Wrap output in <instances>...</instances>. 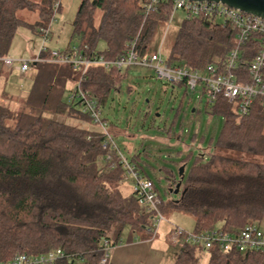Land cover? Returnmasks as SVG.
<instances>
[{"label": "trees", "instance_id": "1", "mask_svg": "<svg viewBox=\"0 0 264 264\" xmlns=\"http://www.w3.org/2000/svg\"><path fill=\"white\" fill-rule=\"evenodd\" d=\"M141 1L80 0L70 33L76 44L67 43L58 50L85 45L92 55L114 58L137 38V48L150 52L154 36L174 8L165 0L145 14ZM56 2L58 11L60 0H0V57H7L18 27L27 26L39 34ZM19 10L35 12V21L20 17ZM234 32L228 22L185 15L164 60L202 69L225 56L234 44ZM99 40L102 49H96ZM258 42L252 37L244 44L241 64L251 60ZM30 65L35 76L29 93L14 106L0 101V262L16 253L38 255L59 248L64 257L54 264H99L105 243L118 244L125 229L126 242L151 239L147 227L154 213L137 202L134 192L128 196L120 192L125 174L120 149L114 143L103 147L105 136L100 128L78 109L79 99H69L80 73L67 63L38 61ZM128 69L92 64L83 75L81 88L96 100L105 122L102 108L110 92L119 89ZM206 109L223 118L214 150L207 158L198 155L192 159L178 199L164 202L160 198L159 210L164 216L171 212L190 215L193 232L217 225L230 232L248 223L259 225L264 222V162L257 157H264V107L255 103L250 112L241 115L234 103L218 97L207 100ZM107 124L109 131L114 123ZM174 125V121L165 122L164 130L170 134ZM138 155L130 161L153 182ZM167 180L170 188L177 182L172 177ZM172 232L173 228L165 242L177 245L173 264H198L204 251L206 264H264V252H225L218 246L205 250L185 241L177 244L169 238Z\"/></svg>", "mask_w": 264, "mask_h": 264}, {"label": "rangeland", "instance_id": "2", "mask_svg": "<svg viewBox=\"0 0 264 264\" xmlns=\"http://www.w3.org/2000/svg\"><path fill=\"white\" fill-rule=\"evenodd\" d=\"M79 2L80 0H60L61 8L55 12V20L50 23L49 37L45 42L48 48L63 49L67 43L76 44V40L70 38V33L71 23ZM99 14L97 11L94 16L96 25ZM18 15L29 23H33L36 19L35 12L29 10H19ZM184 17L185 13L181 9H174L169 20L161 25L154 36L149 51H156L160 47V54L163 59H166ZM40 45L39 34L27 26L17 28L8 50L7 59H12L10 83L12 81L14 89L20 93V82L15 67L20 64L21 60L29 57V51L32 50L36 55ZM102 48L103 42L99 40L96 49ZM201 74L204 75L203 72ZM22 93L26 95L28 92ZM109 96L102 108V115L107 118V122L114 123V126L109 127V131L115 132V126L122 131L120 135L111 133L113 143L128 159L139 151L141 153L139 162L144 167L146 175L153 180L155 190L162 201L177 200L180 192L169 191L167 178L172 177L179 181L178 169L181 166H183V174L187 175L195 156L200 155L207 158L213 152L216 136L222 126V116L206 109L207 98L199 87L191 92L184 86L164 83L156 79L154 71L149 67H129L127 76L120 83L119 89L112 90ZM79 108L81 110L80 106ZM146 111L148 113L143 118V113ZM172 121L176 123V127L171 134H168L164 130L165 122L169 125ZM188 152L190 157L186 158ZM257 158L264 162V157ZM132 184L131 178H123L119 185L122 195L128 196L133 192ZM164 218L156 235L150 239V241L154 239L152 248L157 247L162 254L159 255V260L155 259L148 264H173L177 245L168 246L165 243L168 231L175 226L187 233L193 230L194 220L188 214L171 212L165 213ZM165 228H168L167 232ZM259 228L264 231V222L259 224ZM126 231L127 229L124 230L121 238L126 237ZM207 259V252H202L198 264H206ZM113 264H117L116 261Z\"/></svg>", "mask_w": 264, "mask_h": 264}, {"label": "built area", "instance_id": "3", "mask_svg": "<svg viewBox=\"0 0 264 264\" xmlns=\"http://www.w3.org/2000/svg\"><path fill=\"white\" fill-rule=\"evenodd\" d=\"M161 1L165 0H142L144 13L148 14L154 9V5ZM167 1H171L174 9H181L187 16L203 15L214 20L228 22L235 31V41L225 56L216 62L207 63L202 69H191L185 65H170L162 58L160 47L156 51L141 52L136 46L137 38L129 44L124 53L114 58H107L102 54L92 55L85 45L81 49L72 47L71 50L64 52L50 49L45 42L49 37L50 23L55 20V12L59 7V2H56L53 5L52 16L48 24L39 28L41 45L38 53L32 58L21 60L15 68L20 72H26L30 69L31 62L46 61L67 63L78 71L80 77L74 83L69 99H79L81 111L87 114L100 128L105 136L103 147L111 143L114 146L111 133L108 131V124L101 120L100 107L96 100L80 85L83 75L92 64L101 65L104 69L115 68L117 70L131 66L149 67L154 71L156 79L164 83L184 85L191 92L199 87L208 101H213L218 97L225 98L228 102L235 104L237 112L241 115L250 112L255 103L264 107V17L255 16L215 1ZM252 37L258 39L259 42L251 60L244 66L240 60L243 55V46ZM0 62L10 66L12 59L0 57ZM120 157L125 171L124 178H131L137 202L154 213L152 222L147 227V231L151 232V237H153L160 224L165 220L159 210L160 197L154 189L153 182L142 175L130 159L123 155ZM109 158L110 156L107 155L106 159L109 160ZM169 238L174 243L191 242L205 250L218 246L225 252L246 253L254 250L264 252V231L254 223H248L235 232L227 231L217 225L209 230L187 233L175 226ZM113 248L114 246L105 243L104 255L99 264H108ZM62 257H64V253L56 248L38 255L16 253L0 264H54Z\"/></svg>", "mask_w": 264, "mask_h": 264}, {"label": "crops", "instance_id": "4", "mask_svg": "<svg viewBox=\"0 0 264 264\" xmlns=\"http://www.w3.org/2000/svg\"><path fill=\"white\" fill-rule=\"evenodd\" d=\"M29 53L30 55H28L29 57H27L26 59H29L35 56L32 50L29 51ZM10 67L11 66H8L4 64L3 62H0V101L1 102L7 101L9 102L10 105L14 106L15 103H17V101L20 100V98L25 97L29 93L31 86H32V81L35 76V70L34 68H32V66H30V71L27 70L26 72H20L15 68L16 70L15 72L18 73L17 78L20 82V85H19V89L21 90V93H20V91L18 92L16 91V89H14L12 81L10 83V76L12 74V70ZM22 92H28V93L25 95ZM175 127H176V123L173 127V130L175 129ZM114 129H115V132H113L114 135L122 134V131L120 128L115 126ZM137 153H134V155H136ZM140 154L141 153L139 152V155H138L139 161L141 157ZM164 230H166L165 232H167L168 228H165ZM126 237H128L127 233H126ZM120 240L121 241L118 244H116L114 248L112 249L110 261L108 264H113L114 261H116L117 264H148L154 261L155 259L159 260L158 259L159 255L161 256L162 254L161 251L157 250V247L156 249L152 248V243L154 242V239L150 241V239L140 240L136 238L130 242H126L125 238L123 237Z\"/></svg>", "mask_w": 264, "mask_h": 264}, {"label": "water", "instance_id": "5", "mask_svg": "<svg viewBox=\"0 0 264 264\" xmlns=\"http://www.w3.org/2000/svg\"><path fill=\"white\" fill-rule=\"evenodd\" d=\"M201 1V0H193ZM223 3L229 7L239 9L246 13H250L255 16L264 17V0H208ZM179 181L175 184L174 188H170V192H180L181 182L183 179V166L178 169Z\"/></svg>", "mask_w": 264, "mask_h": 264}]
</instances>
